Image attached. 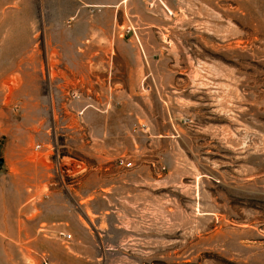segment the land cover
Returning <instances> with one entry per match:
<instances>
[{"label": "rangeland", "instance_id": "obj_1", "mask_svg": "<svg viewBox=\"0 0 264 264\" xmlns=\"http://www.w3.org/2000/svg\"><path fill=\"white\" fill-rule=\"evenodd\" d=\"M85 1L0 0V159L50 148L56 202L71 207L65 185L76 190L83 174L67 179L65 158H89L85 193L106 181L105 168L152 181L107 201L93 195V210L114 213L83 224L91 257L72 251L86 234L60 224L0 228V264H264V0L125 1L118 19H139V40L120 30L125 62L143 63L146 78L132 100L109 103L62 91L63 54L47 53L50 37L51 48L64 45L68 20L121 2Z\"/></svg>", "mask_w": 264, "mask_h": 264}, {"label": "crops", "instance_id": "obj_2", "mask_svg": "<svg viewBox=\"0 0 264 264\" xmlns=\"http://www.w3.org/2000/svg\"><path fill=\"white\" fill-rule=\"evenodd\" d=\"M125 1L128 0L110 3L109 9L102 10L96 14L89 15L82 11L85 14H78L75 18L68 20L70 23H68L69 27L65 31L64 45L51 48V43L56 44L57 42L51 41L52 39L50 37V51H47V53H54L55 50L56 53L63 54V61L59 60L58 66L62 71L61 76L63 79L61 83L64 81L61 90L77 93L81 98L77 99L78 101L108 103L130 101L132 100L130 96H136V92L139 91V86H142L146 78L143 63L139 62V64H136L135 61L134 66H129L125 62L124 49L121 47L123 41L121 35L123 33L120 34V30L126 28L123 31L126 36L130 32H133V36L136 40H139L137 37L139 30L136 27L139 24V19L133 20L131 17L127 18L124 15L119 20L117 17L118 7ZM80 5L97 6V3L88 0L80 3ZM130 22H133L134 27L128 28L126 24H130ZM143 23H147V21L144 19ZM148 24H144V26H152V24ZM53 39L56 40L55 37ZM31 51L32 53L40 52V46H34ZM17 52H30V47L28 48L27 46L26 49L23 47L22 49H18ZM152 63L148 61L147 66H152ZM156 66L159 65L156 64L155 68ZM122 68H126L128 72L122 74ZM131 69L135 70L132 71ZM37 93L38 96L36 99L41 105L45 98L41 97V89L38 88ZM157 100L162 101L160 97ZM87 110L88 107L81 109V116ZM37 112H40V109ZM166 139L169 140L168 137L158 136L156 141ZM37 153L39 157L37 155L33 158L29 157V150H24L22 153L17 152L16 157L9 153L1 157L3 171L0 172V209L4 214V226H0V228L21 230L29 227H37L38 229H43L60 224L66 229H74L75 234L82 232L86 234L83 224H100L97 223L98 215L104 214L106 216L108 213H114V211L108 212V207L106 206L101 210H93L94 207L90 203L97 201L93 199V195L103 201H107V199H113L115 193L118 195L122 188L131 191L139 185L152 181V178L147 174L144 177H141V175H127L123 181L114 173H108L105 168L103 173L106 172V176L104 177L106 181L103 183L99 181L101 184L94 188L90 194L85 193L88 188V182H90L88 179L89 171L93 168H90L87 164L89 158L87 156L82 157L79 162L73 161L71 157L67 160L65 158L63 160L65 164L62 167L66 172L67 179H74L80 174H83V176L80 180L77 179L80 182L76 190H71L72 188H69V185H65L67 192L69 191L68 195L71 199L70 203L72 207L67 204V201L63 205H58L56 202L58 192L55 175L56 168L51 149L42 147V145L35 146L34 152H31V154L35 155ZM85 155L87 154L82 152L81 156ZM97 164L110 166L112 163L98 159V161L96 160ZM57 213H65L69 218H66V221L62 223H57V220H55ZM14 214H25L29 215V217L25 218L22 215L23 218H16L17 220H11L9 222L8 218ZM80 220L84 223H81ZM77 245L80 248L73 249L72 247L73 253L78 254L77 251H79V255L83 257H91L95 254V244L87 237V234L85 239L78 241L75 246Z\"/></svg>", "mask_w": 264, "mask_h": 264}, {"label": "built area", "instance_id": "obj_3", "mask_svg": "<svg viewBox=\"0 0 264 264\" xmlns=\"http://www.w3.org/2000/svg\"><path fill=\"white\" fill-rule=\"evenodd\" d=\"M38 149V148H37ZM123 164V163H122ZM126 168H129L131 165H130V163H127V164H125L124 165ZM60 238L63 240V241H68L69 239H70V236L69 235H65V234H61L60 235ZM43 257V256H42ZM42 260H43V264H46V262H45V260H44V258H42Z\"/></svg>", "mask_w": 264, "mask_h": 264}, {"label": "water", "instance_id": "obj_4", "mask_svg": "<svg viewBox=\"0 0 264 264\" xmlns=\"http://www.w3.org/2000/svg\"><path fill=\"white\" fill-rule=\"evenodd\" d=\"M2 165V160L0 159V166Z\"/></svg>", "mask_w": 264, "mask_h": 264}]
</instances>
